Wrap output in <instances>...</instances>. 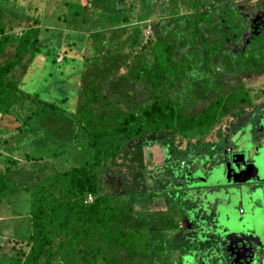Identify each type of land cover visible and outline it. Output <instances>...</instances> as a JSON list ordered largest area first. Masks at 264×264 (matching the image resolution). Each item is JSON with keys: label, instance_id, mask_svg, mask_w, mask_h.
Wrapping results in <instances>:
<instances>
[{"label": "trees", "instance_id": "obj_1", "mask_svg": "<svg viewBox=\"0 0 264 264\" xmlns=\"http://www.w3.org/2000/svg\"><path fill=\"white\" fill-rule=\"evenodd\" d=\"M99 1L89 0L93 13L81 21L86 24L82 30L67 25L68 34H79L87 43L83 49L90 52L76 72L74 101L63 91H55L57 98H52L50 86L53 71H63L66 53L77 42L66 36L62 46V34L55 33L57 45L49 49L43 45L49 38L39 39L43 27L38 16L21 12L16 18L15 9H0V119L14 116L17 135L10 138L22 152L21 158L6 152L0 160V206L12 208L22 219L18 227L26 224V230H14L13 239L0 241L13 242L9 258L14 264H167L170 256L177 261L171 253L178 250L181 263H192L195 238L181 241L173 236L168 241L166 230L176 226L170 217L159 212L138 215L132 206L146 207L162 195L164 199L165 193L157 191L175 171L164 161L150 186L145 148L159 145L171 157L176 138L203 137L230 108L250 105L248 98H236L240 91L246 93L242 85L233 89L223 79L229 75L238 81L246 68L264 70V31L244 26L241 14L228 7L219 13L213 9L219 19L213 22L208 15L211 0ZM36 4L32 11L37 13ZM135 11L137 19L131 15ZM156 12L161 16L153 19ZM149 22L153 38L144 34ZM225 29L235 34L230 42L246 41L243 34L248 32L247 44L235 54H222L211 66L194 58L195 50L201 55V45L194 41L198 35L208 34L216 50L224 47ZM44 31L48 34L49 28ZM58 47L65 48L63 56ZM43 52L47 66L41 90L34 92L27 83L36 75L30 77L29 71ZM237 59L243 63L236 64ZM7 134L11 132L0 130L4 151ZM152 137L155 141L150 142ZM185 157L175 154L171 162ZM69 161L75 165L64 168ZM122 173L138 188L109 194L105 184ZM150 188L155 190L150 193ZM23 196L26 209L18 206Z\"/></svg>", "mask_w": 264, "mask_h": 264}, {"label": "flooded vegetation", "instance_id": "obj_2", "mask_svg": "<svg viewBox=\"0 0 264 264\" xmlns=\"http://www.w3.org/2000/svg\"><path fill=\"white\" fill-rule=\"evenodd\" d=\"M257 1L259 2H251L250 0H244L243 2H237L235 0H212L210 3V6L212 7L208 8V15L212 17L213 22H216L219 19L216 17L213 9L219 13V9L221 8H224V10L225 7H228L229 9L232 8L233 11H237V13L241 14L244 26L249 27L255 32L260 29L261 33L264 31V6H261L260 0ZM253 5H256L254 10L252 9ZM235 7L241 8V11H238ZM147 27V29L152 28L150 22ZM234 36L235 34L232 30H223V40L221 42L224 44V47L220 46L215 50L213 46L215 40L213 41L208 34L206 35L201 33L196 37V40L194 39V41L201 45V55H199L198 51L195 50L196 55H194V58L202 59L203 62L201 63L211 66L212 61H217L222 54L227 52L234 54L237 53L241 47H244L247 44V39L250 38V35L248 32L244 33L243 37L246 38V41H243L242 43L238 42V40L230 42L229 40ZM199 45L197 46L199 47ZM228 45L236 46L237 50L231 51L227 48ZM182 53H185L184 49ZM253 61L254 60H251L250 62ZM215 65L217 66L218 64L214 63V66ZM257 72L258 71L251 69L245 70L238 78L239 86L243 84L241 82V76L246 74H251L253 76L256 74L261 75L264 73V70L260 71V74ZM246 89L250 92L247 87ZM259 90L263 93L262 95H264V88ZM256 102L259 103L258 100H256ZM253 105L254 102L250 101V105L249 103H245L235 108H230V111L221 117L216 123L217 127L212 134L209 133L203 137L181 139L179 141L180 145L184 142V148H182L178 155L186 156L184 160L179 162V164L181 163L182 165H187L190 163L192 158L195 159L194 163H192V165L195 166L192 169H189V172H186L188 169L179 170L182 173V177L183 175L185 177H194L195 180L200 181L197 186H195L196 182H193L192 184H189L184 180L181 182L183 188L194 187L193 189L189 188V191L186 194V199H190L192 197L199 200L200 197H205V200L208 199V210L211 208L213 210L219 209L222 211L224 200L227 195L233 203L234 214L232 216L234 218L239 217V220L236 222H231L230 219L228 220L225 218L220 219V223L215 222L218 224L217 229L222 231L220 238L217 239L214 236L215 240H213V242L216 243V250L214 254L211 252L209 254L203 253L205 257L203 256L201 261L195 258L194 262H188L187 264H264V182L242 183V179L246 178L245 174L249 170L247 164L250 160H246L245 155L241 153L243 151L238 149L240 140L247 142L249 137L252 139L255 134L259 139L264 135V116L261 115L260 117L251 120L255 117L257 112L250 110ZM257 107L258 109H262V102L257 104ZM245 113L247 118H244V116H246ZM258 120L259 124L257 123ZM260 123L262 124L261 127ZM245 142H243V144ZM260 154L264 155V148H262V150L260 149ZM257 169L261 171L256 176L259 179L264 180V163L257 161L253 170ZM207 174L212 176L211 179L215 185L207 183L206 180H203ZM173 175L174 173H170L168 176L172 178ZM165 179V182L162 183L164 190L165 188L167 190L171 189L172 187L169 185V181H171V179L169 180L167 177ZM173 188L176 189L174 195L177 194V198L179 197L181 200L182 190L177 191L178 186H174ZM162 190L163 189L161 188V192H159V194L165 193L164 196L166 198L168 192L166 190L163 192ZM204 193H206V195H204ZM161 197H157L155 199L160 198L163 200ZM181 201L187 203L188 206L197 204V202L190 204L186 202L185 199ZM180 204L177 201L174 205L175 212L173 213H175L176 217L182 216L184 211L188 208V206H186L181 209ZM246 206H251L253 214L247 216L246 219L243 220ZM205 211L207 212V210ZM239 213H241V215H239ZM163 216L167 215L165 214ZM251 219L255 223V238H257V240L255 239L256 245L253 242L254 228H248L250 226L249 221ZM187 231L188 230L184 232ZM210 233L212 235L215 234L213 229L210 230ZM198 238L201 239L200 236H198ZM199 246L201 247V244L197 243L195 248H198ZM201 255L202 254H200V256ZM179 258L180 257L176 259L177 261H170L167 264H183L179 261Z\"/></svg>", "mask_w": 264, "mask_h": 264}, {"label": "rangeland", "instance_id": "obj_3", "mask_svg": "<svg viewBox=\"0 0 264 264\" xmlns=\"http://www.w3.org/2000/svg\"><path fill=\"white\" fill-rule=\"evenodd\" d=\"M140 1V0H138ZM204 1V0H201ZM212 1V0H211ZM237 2H243L244 0H235ZM251 2L256 1L257 3L259 1L257 0H250ZM37 2L36 6L39 7L38 8V12H33L32 10L34 8L33 5ZM100 1L98 0V3ZM126 2H132L131 0H126ZM137 2V1H136ZM160 2H163V0H160ZM260 4L261 6H264V0H260ZM182 5H185L184 3H182ZM235 6V5H234ZM256 5H253V10L255 9ZM7 7L10 8L11 10L15 9V13H16V18L17 16H21V12H26V16H34V17H39V22L41 23L42 28V33L39 37V39L44 40L45 38H49L47 40V44H43V45H47L49 46L48 48H54L55 45H57L55 38H53V36L57 34H59V32L62 34V38L64 41L61 42L62 46L65 45L63 44V42L65 43V39L66 36L71 39L72 41L70 42H77L76 47L73 49V51H70L68 53H66V60L63 61V71L61 73H57V71L59 72L60 68H56L55 71H53V78L54 80L51 83L50 86V90L52 89L51 93H52V98H57L55 91L57 93H61V91H63V95H65L66 93L69 95V99L70 101H74L73 100V96L76 94L77 95V84L79 82V76L76 75L77 70L80 69V63H81V59L84 56H89L90 52L89 50H85L83 49L84 46L87 45V43L85 42H81L83 41L80 37V35L77 33H72L69 32L68 34V26L70 27L71 25L75 26V29L77 31L82 30L80 27L82 26H86V24H80L82 20H85L84 22H86L92 15L93 11L90 8V4H89V0H0V9ZM36 7V8H37ZM136 7H138V4L136 5ZM135 7V9H137ZM238 11H241V8H237L235 7ZM252 10V12H253ZM132 17L136 18L137 12H133ZM173 15V14H172ZM161 15H158V12H156L154 14L153 19H156L157 17H160ZM15 18V19H16ZM63 19H66L63 21ZM4 20L7 21L8 20V16L6 15V17H4ZM166 23V22H165ZM153 24V23H152ZM169 25L172 24V22L169 20L168 22ZM68 25V26H67ZM167 25V23L165 24ZM48 27L49 28V32L47 34V32L44 31V28ZM67 28V29H66ZM71 28V27H70ZM83 28V27H82ZM51 32H53L54 34H52V37L49 35ZM20 32H18L19 34ZM145 35H148V38H150V36L153 38L152 36V32L151 29H145L144 31ZM49 35V36H47ZM42 45V46H43ZM82 47L80 49V51H76L77 48ZM259 47V46H257ZM62 47H58V49L56 50V52H60L59 54L61 56H63V50H65V48ZM228 49H230L231 51H236L237 47L232 45H228L227 46ZM258 50H256V54L258 53ZM76 51V52H75ZM45 52V51H44ZM43 52V54L38 55L35 60L33 61V64L35 65V67L29 71V75L30 77H35V79L33 78V80L29 83H27L28 86L32 87V91H36V90H41V86H40V82L42 81L41 76H43L42 71L46 70L44 69L47 66V63H45V53ZM83 53V54H82ZM84 55V56H83ZM61 56H59V58L57 59V61H61ZM51 58V57H49ZM257 58V56H256ZM243 62L239 59H237L236 64H242ZM250 64H252V66H254L255 62H250ZM248 67H251L248 66ZM247 69V68H246ZM245 69V70H246ZM73 73V75H71ZM76 75V76H75ZM70 76V77H69ZM241 82L243 83L242 86L245 88V91H240L237 95L236 98L240 99V98H248L249 102L250 101H254L252 97H254L256 95V91L252 90V91H248L246 89V87L250 90V89H254L256 85L257 88L263 86L264 84V73L261 75H251V74H246L241 76ZM223 82L230 88H238L239 87V82L236 81L235 79L231 78V76L227 75L224 76ZM34 91V92H35ZM259 91V90H258ZM257 91V92H258ZM259 93V92H258ZM260 95V94H259ZM261 99H258L259 103L256 102V104H260L262 102V104L264 105V95L261 96ZM75 98V97H74ZM73 105V103H72ZM262 113H264V107L261 110ZM16 112V111H15ZM13 112V113H15ZM247 117V116H246ZM18 126L17 122H15L14 120V116H9V117H4V120L0 119V130H8L11 132V134H7V135H3V138H9L7 143L9 142V145H6V148H8L7 151H4L2 149V141H0V160H2V158L4 156H6V154H12L13 156H16L17 158H21L22 152H21V147L18 148V146H16V144H14L17 141H14L16 137H14L16 134V130L15 128ZM216 125L213 127V129L210 131V133L212 134L213 131L216 129ZM219 128V127H218ZM221 128V127H220ZM14 132V134H13ZM2 138V136H0ZM10 137H14V142H11L13 138ZM19 138V137H17ZM259 139V138H258ZM257 139V140H258ZM150 142L155 141V138L152 137L149 139ZM135 144L136 141L134 140L132 142V144ZM179 139L176 138L173 141V147L175 148L172 151L173 156H168L159 145H154L151 146L149 148H145V154H144V163L146 165L145 170L147 172H152V175L148 178L147 177V181L148 183L151 185H154V183L156 182V178L157 176H155V174L157 175L159 173V169L160 167L163 165L165 166V164H163L164 161L169 162L168 168H173L174 171V175L173 177H169L167 176V178L171 181H169V185L172 187L171 189H166L165 190L168 192L167 197L165 199H155L154 202L150 203L148 202L146 207H141L139 204L134 203L132 206L135 208V211H138V215L144 214L146 216L150 217V214H163V215H167L168 217H170L176 224L175 227L173 228H169L168 230H166V239L168 241H171V238L174 236V239L176 240H181L184 241L186 237H188L190 234L189 232H184L186 230H190L192 225L190 222H186L182 216L180 217H176L175 216V208L174 205L175 203L178 201L179 204L182 203L183 206H181L182 204H180L181 209L185 207V202L181 201L184 200L188 203H199L201 200H205V197H200L199 200H196L195 198H190V199H186V194L189 191V188L191 187H182L181 182L187 181V183L192 184L193 182H196V185H199L200 181L195 180L194 177H185L183 175L182 177V173L181 169H192L195 165H192V163H194V158H192V160L190 161V163H188L187 165L185 164H179V163H173L171 162L173 160V157H175V154H179V152H181L182 148H184V142L180 145L179 144ZM131 143H129L127 146L128 148H132V146H129ZM7 152V153H6ZM178 152V153H177ZM59 166H60V162H58ZM72 165H75L73 163V161H69L68 163H66V165H64L65 167H70ZM62 168V167H61ZM122 171H124V169H122ZM145 171V172H146ZM155 176V177H154ZM211 175L207 174L206 177L203 180H206L207 183H212L213 185L214 182L211 179ZM111 178V177H110ZM124 178L126 182L121 183L120 179ZM202 180V181H203ZM201 181V182H202ZM154 182V183H153ZM172 182V183H171ZM153 183V184H152ZM127 185L124 186V185ZM174 186H178V190H182L181 194H182V198L180 200V198H177V194L174 195L175 192V188H173ZM182 187V188H181ZM105 188L107 190V192L109 194H117V192H120L121 194H123L126 190L130 191L133 188H138L135 183H133L131 176L129 174H125L122 173L121 176H119L118 178H116L114 180V183H110V184H105ZM194 187H192L191 189H193ZM163 192L164 187L162 188ZM155 190V189H154ZM154 190H152L151 188L148 190L150 193H152ZM157 192H161V189L158 190ZM208 200V199H207ZM207 200H205L207 202ZM88 201V199H87ZM92 201V197L88 202ZM227 199L224 200V205H227ZM223 205V206H224ZM20 207H24L26 209L27 207V199H25V197L23 196V198L20 200L19 205ZM180 209V211H181ZM12 208H4L2 206H0V240H2L3 242H5V240L7 238H11L13 239V232L15 230V232L18 231V229L24 230L26 228V224L24 222L20 223V226L18 227V223L19 221H21L22 219L17 217L16 214H14V212L11 211ZM143 211H148V212H143ZM152 211V212H150ZM17 217V218H16ZM21 219V220H20ZM24 221H26V218L23 219ZM18 227V229H16ZM26 230V229H25ZM182 233V234H181ZM16 236L17 233H15ZM177 235V236H176ZM181 236V237H179ZM1 245H4L5 247H3L4 249H0V256H4L5 259L4 260H0V264H14L13 260H11L10 257V247L9 245H12V243L9 242L8 245H5V243H2L0 241ZM173 256H175V259H177L179 257V252H172L171 253ZM172 256V257H173ZM204 254H202L201 256H199V260L201 261L203 258ZM171 257V256H170ZM169 257V261H172V258ZM205 257V256H204ZM199 263V262H198ZM196 264V263H195Z\"/></svg>", "mask_w": 264, "mask_h": 264}, {"label": "water", "instance_id": "obj_4", "mask_svg": "<svg viewBox=\"0 0 264 264\" xmlns=\"http://www.w3.org/2000/svg\"><path fill=\"white\" fill-rule=\"evenodd\" d=\"M263 107L264 105L262 104V109ZM262 109L257 110L256 115H255L256 117L260 114V112H262L261 111ZM261 115L264 116V113H261L260 116ZM243 142L245 141L243 140L239 141L238 149L240 151H243L241 153L245 155L246 160L248 159L250 161L247 164L249 167V170H248L249 172L248 171H247L248 173L246 172L245 174L246 178L242 179L243 180L242 183L264 182L263 179H259L256 176L261 170L259 169L253 170L255 168V165L257 164V161H261V163H264V155L260 154V149L262 150V148H264V135L261 136L260 139H258V142L250 143L247 141L244 144ZM204 195H206V193H204ZM226 199H227V202H226L227 205L225 204L223 206L222 211H220L219 209L213 210L211 208L208 210V202H206L205 200H201L199 203L195 205H191V206H188L187 203L185 204V207L188 206V208L182 214V218L186 222H190L192 227L190 230H188L190 235L184 239L189 240L192 238H196L197 243H200L201 246H205L204 247L205 249L202 251L199 250L200 246L198 248H192L194 252L196 253V257H195L196 259H199L200 254H203V253L209 254L211 252L212 254H214L216 250V247H215L216 243L213 242V240H215V237L217 239L221 237L222 230L217 229L218 227L217 223H220V219H223V218L228 219V220L230 219L231 222H236L237 220H239V217L234 218L232 216L234 214L233 203L230 201L227 195H226ZM205 210H207V212ZM252 214H253V211L251 209V206H246L243 220H245L247 216L252 215ZM239 215H241V213H239ZM249 223H250V226L248 228H254L253 242L255 244V239L257 240V238H255L256 236L255 223L252 219L249 221ZM211 229H213L215 233V234L213 233L214 235L210 233ZM198 236H200L201 239H199ZM177 252H179V250ZM180 253L181 251L179 252V254Z\"/></svg>", "mask_w": 264, "mask_h": 264}, {"label": "crops", "instance_id": "obj_5", "mask_svg": "<svg viewBox=\"0 0 264 264\" xmlns=\"http://www.w3.org/2000/svg\"><path fill=\"white\" fill-rule=\"evenodd\" d=\"M250 73H251V72H250ZM257 73H259V72H257ZM259 74H260V73H259ZM254 86H255L254 89H253V88L250 89V91H252V90L256 91V95H255L254 97H252L253 100H254V101H253V102H254V105H253L254 107L252 106V107L250 108L251 111H257V110H258V107H257V104H256V100L262 98L261 96H262L263 93H261V91H260L259 89H263V88H264V84H263V86L258 87V88H257L256 85H254ZM258 90H259V91H258ZM257 91H258L259 93H258ZM259 94H260V95H259ZM257 103H258V102H257ZM261 113H262V112H260V114H261ZM260 114H259L257 117H256V116L253 117L251 120H254V119L258 118V117L260 116ZM245 115H246V113H245ZM246 116H247V115H246ZM246 116H244V118H247ZM238 118H241V117H238ZM257 123L259 124V120L257 121ZM261 125H262V124L260 123V127H261ZM253 137H254V138H252V139H251V137H249L248 142H250V143L258 142V140H256V139L258 138L257 135L255 134V135H253Z\"/></svg>", "mask_w": 264, "mask_h": 264}, {"label": "built area", "instance_id": "obj_6", "mask_svg": "<svg viewBox=\"0 0 264 264\" xmlns=\"http://www.w3.org/2000/svg\"><path fill=\"white\" fill-rule=\"evenodd\" d=\"M88 199L90 200L91 198L89 197Z\"/></svg>", "mask_w": 264, "mask_h": 264}]
</instances>
